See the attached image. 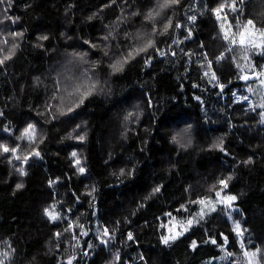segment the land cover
Segmentation results:
<instances>
[{
    "label": "trees",
    "instance_id": "trees-1",
    "mask_svg": "<svg viewBox=\"0 0 264 264\" xmlns=\"http://www.w3.org/2000/svg\"><path fill=\"white\" fill-rule=\"evenodd\" d=\"M232 2L181 0L154 21L145 15L156 0L0 3L4 47L18 45L0 65V144L19 146L0 151V252L15 250L5 264H246L243 251L257 248L264 264V97L255 90L264 47L228 51L220 28L235 33L252 19L264 29V0H236L235 12ZM148 38L155 48L113 71ZM29 124L32 141L21 138ZM188 125L191 144L181 147L172 136ZM221 140L223 150L213 146ZM219 191L236 197L231 218L220 206L163 243L172 217Z\"/></svg>",
    "mask_w": 264,
    "mask_h": 264
},
{
    "label": "snow or ice",
    "instance_id": "snow-or-ice-1",
    "mask_svg": "<svg viewBox=\"0 0 264 264\" xmlns=\"http://www.w3.org/2000/svg\"><path fill=\"white\" fill-rule=\"evenodd\" d=\"M181 0H156L155 3V7L153 9H150L148 11V13L145 15V20L147 21H154L156 19V17L160 16L165 10L170 9L172 7H174L175 5L180 4ZM0 3H4V0H0ZM240 3H243V0H240ZM11 4V0H9V6ZM231 10L233 12H235L236 9V0H233L232 4L230 5ZM225 8L224 4H221L218 8L212 9V11L214 13L217 14V19H221L220 13L223 11V9ZM133 15H135V13H133ZM7 18V17H6ZM191 20H195L196 17H190ZM224 19L226 20V16L224 17ZM173 27V23H172V19L171 17H169L167 19V22H165L163 24V28L162 31H160L158 34L159 35H164L166 33H168L169 29ZM175 27H180L179 23H177L175 25ZM221 31L223 32V39L229 42V48L228 51H232L233 47H239V49L241 50L242 53H247L249 51V49H254V48H261L264 47V29H255V23L252 19H248L247 22L242 26V30L235 32V33H229L228 30L225 29V24L221 23L220 25ZM228 28H231V25H228ZM237 28H241V25L239 24V21L237 22ZM152 32L154 34L157 33V29L156 27L153 25L152 28ZM13 40H15L16 37H20L23 35V33L20 32H13L9 34ZM189 35H191V33H189ZM139 39H143V35L138 36ZM40 39H47L46 36L44 37H40ZM105 39H107V37H105ZM257 40H259V43H257ZM155 40L148 38L146 40V42L143 44L142 47H135L133 49H130L127 56L123 57L122 60H117L115 61L111 67L113 69L114 72H118L121 71L123 69V65L126 64L128 62V60L134 58V55H138L142 52H146L149 48H155ZM9 44V40L6 37H0V65H3L7 60H10L12 58V56L15 54V50L18 47L17 44L12 43L10 47L5 48V45ZM157 51H159V49H157ZM224 58V54L221 53L220 56L216 57V61L219 62L221 59ZM244 60L248 59L247 55L243 56ZM211 61H209V66H211ZM238 68H242V65H237ZM205 75H208V73L206 72ZM258 77H264V72H260L256 74ZM212 77L213 79H215V73H212ZM244 80H248L250 79L249 76L245 75L241 77ZM260 84L264 85V78L260 79ZM223 87V86H221ZM96 85L95 83L91 84L88 91H86L83 96L80 99V103H83V99L84 97H86L87 95H90L91 92L93 90H95ZM249 91H251V89H249ZM76 92L79 93L80 92V86L77 85L76 86ZM69 95H72V93H69ZM239 99H244L247 100V97H241ZM78 106V105H77ZM261 108H264V103H261L259 105ZM72 109L70 108L69 111H71ZM255 110V109H253ZM0 115H2V113H0ZM132 114L129 113V116H131ZM261 116L264 117V112L261 113ZM125 119H128V117H125ZM79 127V126H78ZM190 130H191V125H188L186 128L182 129L181 131L176 132L173 136H172V141L174 143H179L181 145V147H187L188 145L191 144V139H190ZM27 137L30 141L35 139V126L32 124H29L27 126V128H25L24 133L22 134V137ZM79 139L83 140L84 137L80 136ZM223 145V141L221 140L220 143L213 145L214 147H219L221 148V150H223L222 148ZM17 147L14 148H9L7 145H3L0 144V151L2 152H11L15 155V153L17 152ZM34 155L39 156V152H35ZM73 156L76 155V153L72 154ZM15 159L19 160L21 159V157L19 156H15ZM25 161H27L28 157L25 156L23 158ZM250 161H246L245 163H248ZM77 164H79V161H77ZM18 171L20 172L21 175H26L25 171L23 168L18 169ZM79 171L82 173L84 172L83 168H80ZM123 172V170H121ZM228 179H231V177H229ZM53 183L50 181V184ZM220 184L224 185V187H227V182L225 180H220L219 181ZM23 185L18 184L17 188L22 187ZM160 191L159 187L153 189V193ZM216 196L219 197L220 196V192H216ZM236 199L235 196H226L223 198V200L221 201L222 203H226L230 206L231 202L234 201ZM192 203H199L200 205H204L205 204V200L201 199L198 201H193ZM209 203H211V201H209ZM54 207V206H53ZM181 208H184V206L182 205ZM210 211H215V208H211L209 209ZM45 214L51 219V220H56L58 218V214L54 213L53 211H50L49 209H45ZM206 213L203 210V207L201 209V212L198 214L200 219H203L204 215ZM194 222H198L195 219H190L187 221V226L190 227ZM187 227L184 228V231H187ZM237 233L238 236L243 235V230L240 229L239 223L236 224V227L234 229ZM108 230L105 229L104 230V235L107 236ZM57 236H59L60 234L57 233ZM86 235V233H85ZM177 235H183V232L178 233ZM177 235H168V236H164L162 237V241L165 244H168L170 241H173L177 238ZM128 239L131 240L133 239L132 234L129 233L128 234ZM105 243L107 241H104ZM212 243H216L215 240L211 241ZM225 243H227V238H225ZM241 249H244V243L243 240L241 239ZM193 248L196 247L195 242H193L192 245ZM10 248V246H9ZM14 249H11L10 251H2L0 252V264H5V260L6 259H10L12 253L14 252ZM261 249L257 248L254 252H249L247 250L243 251V257L245 258L246 264H259L258 261V257L261 254ZM228 256H231L232 253H227ZM119 253L116 254V259L119 260ZM67 264H72V259L70 258L67 261Z\"/></svg>",
    "mask_w": 264,
    "mask_h": 264
},
{
    "label": "rangeland",
    "instance_id": "rangeland-1",
    "mask_svg": "<svg viewBox=\"0 0 264 264\" xmlns=\"http://www.w3.org/2000/svg\"><path fill=\"white\" fill-rule=\"evenodd\" d=\"M257 41H259V40H257ZM261 78H264V77H261ZM256 87L257 88H255V90L259 91L261 93L260 96L264 97V85L258 84ZM259 88H261V89H259ZM254 96H256V93H254ZM249 98H250L251 102H254V98H252L250 94H249ZM226 196H234V195H232L230 193L220 192V196L219 197H217L216 193H215L213 195H209V196H206L204 198H201V199L205 200V204L202 206L199 203H197L196 206H195V209L193 210V212L191 214H189L187 216L184 215V216H174V217H172L173 221H172L171 229L167 233H165L163 235V237L164 236H168V235H177L180 232L185 233L186 231H184V228L185 227H187V229L189 228L187 226V221L190 220V219L199 218L198 214L201 212L202 207H203L204 212L207 214V213L211 212L209 209H211L213 207L215 209H217L218 207L223 206L224 209H225V212L231 218L232 212L235 209L236 205L232 203L233 201L231 202L230 206L228 204H226V203H222L221 201ZM209 201H211V203H209ZM232 223H233V226L236 227V224L239 223V222L236 219H233ZM177 236H179V235H177Z\"/></svg>",
    "mask_w": 264,
    "mask_h": 264
},
{
    "label": "water",
    "instance_id": "water-1",
    "mask_svg": "<svg viewBox=\"0 0 264 264\" xmlns=\"http://www.w3.org/2000/svg\"><path fill=\"white\" fill-rule=\"evenodd\" d=\"M245 75H247V76H249L250 77V79H248V80H253L254 79V77H255V75L254 74H245ZM244 75V76H245ZM244 80V79H243ZM248 80H244V81H248Z\"/></svg>",
    "mask_w": 264,
    "mask_h": 264
}]
</instances>
